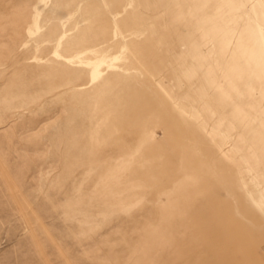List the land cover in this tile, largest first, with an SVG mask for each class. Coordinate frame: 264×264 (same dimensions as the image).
<instances>
[{"label": "rangeland", "instance_id": "374dc122", "mask_svg": "<svg viewBox=\"0 0 264 264\" xmlns=\"http://www.w3.org/2000/svg\"><path fill=\"white\" fill-rule=\"evenodd\" d=\"M0 264H264V0H0Z\"/></svg>", "mask_w": 264, "mask_h": 264}]
</instances>
